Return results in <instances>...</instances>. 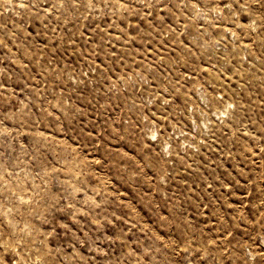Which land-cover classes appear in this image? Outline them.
I'll return each mask as SVG.
<instances>
[{
    "label": "rangeland",
    "instance_id": "1",
    "mask_svg": "<svg viewBox=\"0 0 264 264\" xmlns=\"http://www.w3.org/2000/svg\"><path fill=\"white\" fill-rule=\"evenodd\" d=\"M0 264H264V0H0Z\"/></svg>",
    "mask_w": 264,
    "mask_h": 264
}]
</instances>
